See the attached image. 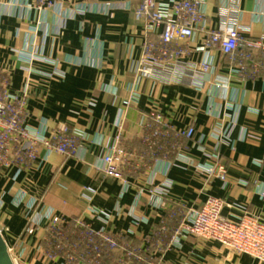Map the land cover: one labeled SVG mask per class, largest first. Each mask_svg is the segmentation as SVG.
<instances>
[{"label":"crops","instance_id":"1","mask_svg":"<svg viewBox=\"0 0 264 264\" xmlns=\"http://www.w3.org/2000/svg\"><path fill=\"white\" fill-rule=\"evenodd\" d=\"M96 0H67V6L85 4L89 12L70 14L59 28L52 10L45 16V24H37L38 13L27 9L33 0H0V73L9 81L11 92H21L30 80L26 98V122L51 136L58 126L69 125L86 133V140L77 156L52 153L40 169L37 162L17 173L12 167L0 171V233L15 264H53L45 262L35 249L39 233L24 236L27 221L24 207L17 205V197L25 192L40 201L38 212L48 207L68 217H84L95 228L101 220L87 209H101L112 215L109 229L113 232L135 230L128 238L141 244L149 233L157 234L163 220L172 227L179 223L188 208H200L208 196L223 198L233 207H226V215H240L245 207L264 220V79L261 76L230 79L227 88L218 87L225 79L226 60L213 51L218 72L203 91L184 84L165 85L143 78L136 85V101L125 105L135 84V68L141 56L145 37L144 22L136 19L124 2L115 1L108 15L100 13ZM239 8L236 19L245 37L264 36V0H235ZM231 0H206V12L211 26L221 21L222 8ZM39 31L30 42V29ZM154 37V36H153ZM204 35L197 33L196 46ZM39 49L57 61L64 72L62 79L48 80L30 75L27 64L20 62L16 50ZM205 54L194 51L190 59L201 60ZM33 69L52 72L54 65L35 61ZM30 75V76H29ZM157 108L165 122L174 129L195 127V137L182 141L181 153L171 160L174 166L160 163L149 170L141 166L125 172L128 180L148 186L146 181L164 176L173 182L163 206L154 205L146 193L137 210L148 222L135 225L129 214L134 204L136 189L123 193V182L105 175L94 165L101 162L119 130L117 122L124 110L121 146L129 154L132 165L140 163L144 151L142 115ZM222 123V124H219ZM222 129L231 134L228 143L219 147L220 160L227 167L228 182L207 178L197 167H210V157L202 151H212L216 145L214 134ZM101 140V144L98 143ZM261 164L256 163L262 160ZM165 171V173H161ZM97 191L90 204L82 198L84 188ZM152 199V198H151ZM183 206H182V205ZM118 206L121 213L117 212ZM180 211L177 220L168 219L169 211ZM182 212V213H181ZM169 235L156 238L157 245L167 242ZM152 249L156 251V247ZM165 264H264L248 254L231 252L214 240H199L189 236L180 248H170L164 255Z\"/></svg>","mask_w":264,"mask_h":264},{"label":"built area","instance_id":"2","mask_svg":"<svg viewBox=\"0 0 264 264\" xmlns=\"http://www.w3.org/2000/svg\"><path fill=\"white\" fill-rule=\"evenodd\" d=\"M67 0H33L27 9L38 13L39 28L45 24L48 10H52L58 18V27L65 25L70 14L84 15L89 12L85 4L67 6ZM100 5V13L108 15L114 8L113 0H96ZM133 11L136 19L144 22L145 37L141 47V56L135 68V84L130 86L131 96L125 105L136 101L137 88L143 78L153 79L165 85L184 84L197 91H203L210 83L211 76L218 72L213 51H219L226 60L225 79L218 87L227 88L232 77L251 78L261 76L264 79V36L245 37L237 24L239 8L235 0L222 8L221 21L211 26L206 12V0H120ZM39 28L29 31L31 44L33 36ZM204 35L202 43H194L197 33ZM154 36V37H153ZM35 37V36H34ZM194 51H201L205 57L201 60L190 59ZM20 62L27 64L30 75L37 74L48 80L62 79L65 74L59 70L57 61L39 49L16 50ZM35 61L54 65L52 72L33 69ZM29 75V76H30ZM31 82L28 80L21 92L14 93L9 89V81L0 73V171L17 168L19 174L24 168L37 162L40 169L48 161L52 153L64 156H77L86 133L69 125L58 126L51 136L43 130L32 127L26 122V98L29 95ZM125 112H120L117 127L118 135L112 145H106L107 151L101 162L94 167L105 175L119 178L124 185L123 193L136 189L134 204L129 214L134 224L141 225L148 219L139 214L137 206L140 200L149 193L151 202L163 206L164 199L170 194L173 182L164 179L157 183L156 177L146 181L147 188L128 180L125 172L132 167L141 166L149 170L160 163L168 168L175 165L171 157L181 153L182 141L195 137V127L184 129L171 128L157 108L150 109L142 115V141L144 151L140 163L132 165L129 154L121 146L122 123ZM222 124V123H219ZM214 134L216 145L212 151H206L212 164L210 167L198 166L197 169L207 178H218L225 185L228 182L227 167L220 160L219 147L228 143L230 131L217 129ZM98 143H102L98 140ZM262 160L256 163L261 164ZM151 170V169H150ZM162 171L161 173H165ZM96 190L85 187L82 198L89 204ZM21 192L17 197V205L24 207L27 221L23 235H35L38 230L39 242L36 250L42 254L45 262L53 264H165L164 255L170 248H180L189 237L199 240H214L222 243L231 252L248 254L264 263V220L242 207L240 215H226V207H233L223 198L208 196L200 208H188L179 223L172 227L163 220L156 235L149 233L143 237L141 244L128 238L135 235V230L113 232L109 229L112 215L93 206L87 209L103 226L95 228L84 217H68L58 213L54 208L38 212L40 201ZM152 198V199H151ZM3 201L0 199V206ZM182 205V204H181ZM183 206V205H182ZM117 212L121 213L118 206ZM180 211L170 210L168 219L177 220ZM182 213V212H181ZM1 234V233H0ZM165 245H157L156 238L169 235ZM156 247V251L152 247ZM9 253L11 249L8 248Z\"/></svg>","mask_w":264,"mask_h":264},{"label":"water","instance_id":"3","mask_svg":"<svg viewBox=\"0 0 264 264\" xmlns=\"http://www.w3.org/2000/svg\"><path fill=\"white\" fill-rule=\"evenodd\" d=\"M0 264H15L8 251V246L1 234H0Z\"/></svg>","mask_w":264,"mask_h":264}]
</instances>
